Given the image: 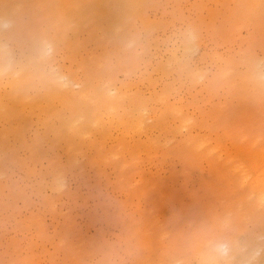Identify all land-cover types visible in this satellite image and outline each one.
<instances>
[{
	"label": "bare ground",
	"instance_id": "obj_1",
	"mask_svg": "<svg viewBox=\"0 0 264 264\" xmlns=\"http://www.w3.org/2000/svg\"><path fill=\"white\" fill-rule=\"evenodd\" d=\"M0 32L64 77H0V264H178L225 219L259 249L264 0H0Z\"/></svg>",
	"mask_w": 264,
	"mask_h": 264
},
{
	"label": "clouds",
	"instance_id": "obj_2",
	"mask_svg": "<svg viewBox=\"0 0 264 264\" xmlns=\"http://www.w3.org/2000/svg\"><path fill=\"white\" fill-rule=\"evenodd\" d=\"M173 60L185 63L197 49V38L191 30L176 33L169 39ZM54 45L46 35L23 41L0 32V77L16 71L21 55L27 61L30 73L38 78L55 75L64 77L53 64ZM264 84V60L252 69ZM241 230L232 226L230 219L219 221L216 225L196 231L186 237L183 245L184 259L178 264H256L257 256L264 252V238L259 249L252 240L240 239ZM245 258L235 261V257Z\"/></svg>",
	"mask_w": 264,
	"mask_h": 264
}]
</instances>
